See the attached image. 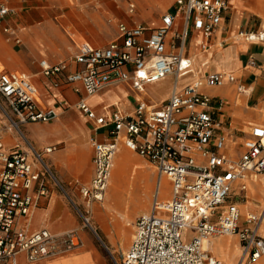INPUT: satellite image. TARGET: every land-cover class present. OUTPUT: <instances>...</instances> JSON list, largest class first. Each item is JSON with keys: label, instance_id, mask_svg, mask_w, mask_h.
I'll use <instances>...</instances> for the list:
<instances>
[{"label": "built area", "instance_id": "2783aa9c", "mask_svg": "<svg viewBox=\"0 0 264 264\" xmlns=\"http://www.w3.org/2000/svg\"><path fill=\"white\" fill-rule=\"evenodd\" d=\"M231 1L176 0L174 11L164 15L157 28L119 23L118 37L106 46L95 48L83 43L71 63H39L56 87L72 86L74 92L83 91L91 97L109 86L126 85L136 95L132 112L115 111L109 118L98 116L86 98L77 104L108 133L104 142L92 140L94 178L89 186L80 188L85 228L93 229V205L104 199L120 139L171 181V199L161 201L156 193L152 212L137 218L122 264H223L205 242L224 235L239 238L238 264H255L264 257V205L243 215L236 203L226 204L235 186L241 193L237 197L248 199L245 179L264 175V126H252L238 144L237 137L225 131L216 117L224 100L205 94L203 88L221 86L225 80L234 82L232 73H211L183 89L178 86L179 78L193 68L183 53L189 31L202 32L208 39L230 10ZM135 10V3L129 2V13ZM12 12L7 6L0 7V25ZM180 17L183 29L173 33ZM239 36L249 42H264V30L242 31ZM168 76L174 77L169 99L162 105L150 103L145 98L146 86ZM56 118L55 110L42 104L29 76L0 72V264H18L21 255L28 263H36L82 244L75 231L53 234L47 229L28 230L32 208L39 197L48 194L46 177L60 185L44 163L43 153L30 145L28 149L20 143L7 148L3 143L11 131L24 137L25 125ZM55 149L49 147L44 153ZM38 163L43 174L37 170ZM36 183L39 188L34 199Z\"/></svg>", "mask_w": 264, "mask_h": 264}, {"label": "crops", "instance_id": "0c3cea01", "mask_svg": "<svg viewBox=\"0 0 264 264\" xmlns=\"http://www.w3.org/2000/svg\"><path fill=\"white\" fill-rule=\"evenodd\" d=\"M80 2L83 6L82 10L72 11L69 16H65L67 27L59 22L69 40L60 36L58 28L53 26L49 33L34 29L24 33L21 29L6 23L5 19L0 25V33L3 34L0 35L2 43L0 59L7 68L1 63L4 67L2 71L19 72L29 76L38 90L42 104L54 109L55 112L57 109L61 110L60 119L25 125L22 128L24 137L16 131H11L3 137V143L7 148H13L17 143H20L24 149H28L30 145L35 151L43 153L44 163L60 185L58 186L51 178L46 177L48 194L39 197L36 205L32 208V213L27 220L30 232L47 229L53 234H63L78 225L73 207H77V203L84 199L80 188L89 186L94 178L95 149L92 140L95 139L98 142L108 140L106 129L98 128L96 123L77 107L78 102L82 98H86L90 108L98 116L106 118H109L115 111L130 113L137 104L136 95L126 85L109 86L91 97L85 96L83 91L74 92L72 86L56 87L54 79L43 74L40 61L46 60L53 65L63 62L71 63L79 45L88 43L95 48H100L116 39L119 35V23L128 26L140 24L150 29L157 28L162 17L174 11L176 0H141V3L134 0H80ZM129 2L136 5L133 14L128 11ZM90 21H92V29L96 33L93 37L85 35V30L91 25L88 24ZM5 28L9 31H4ZM182 29L183 19L180 17L175 23L173 33L181 32ZM106 30L108 33L105 32ZM261 30H264V0H232L230 10L224 14L221 23L214 28L211 36L206 39L202 32L189 31L183 51L184 55L193 62V68L179 78V89H183L185 86L193 84L199 77L211 73H232L235 75L234 82L225 80L221 86L204 87L203 92L215 99L224 100V107L216 117L223 123L225 131L233 133L237 137L238 144L248 135L252 126H264V42H249L239 36L242 31ZM33 35H37L35 40L32 38ZM170 40H172V36ZM11 41L16 47H7L6 43ZM41 42H44L48 47H44ZM73 66L75 67L72 65V68ZM173 86V76H168L157 83L148 84L145 88V98L150 103L162 105L169 99ZM240 86L243 87L242 91L239 90ZM161 88L167 90L161 93L159 91ZM66 106L69 108L66 109ZM49 147L56 149L51 153H44V150ZM119 149L134 152L125 145L123 139L118 142V152ZM37 170L43 174L44 169L41 163L37 164ZM162 179L168 180L169 188L165 195L161 192ZM254 179L249 178L248 180L247 178L245 182L248 185L254 184ZM62 183L69 187L71 194L65 190ZM38 188V183H36L32 193L34 199L37 198ZM59 190L63 192V195ZM156 190L154 196L158 193L161 201H169L172 193L169 178L160 176ZM239 194L241 195L238 190L234 196ZM154 196L150 210L141 215L152 212ZM246 196L252 197L250 202L258 204V201L254 200L250 194L249 188ZM237 199L239 198L237 197ZM95 203L94 210H99L102 203ZM245 204L237 203L240 209ZM144 211L143 209L142 212ZM102 214L100 218L95 215V222L99 224L98 229L103 233L102 226L108 231L109 229L102 218L108 214ZM135 214L138 213L131 212L129 214L128 222ZM79 232L85 246L80 249L81 253L77 258L89 256L90 264H92V256L95 259H100L94 253L92 236L85 229H81ZM105 236L108 238L111 235L109 233ZM225 236L212 238L218 240ZM212 238L209 240H213ZM237 242L240 246L239 238ZM260 260L255 264H258ZM18 264H49V262L28 263L25 256L21 255ZM99 264H106V262L100 260Z\"/></svg>", "mask_w": 264, "mask_h": 264}, {"label": "rangeland", "instance_id": "374dc122", "mask_svg": "<svg viewBox=\"0 0 264 264\" xmlns=\"http://www.w3.org/2000/svg\"><path fill=\"white\" fill-rule=\"evenodd\" d=\"M134 1L141 3V0H134ZM2 6H7L13 10V12L11 14H9L6 18H4L6 23H8L9 25H11L15 28L17 27V28L21 29L24 33H26V31H30L33 29L45 31V32L49 33L51 27L53 26L54 28H58V30L60 32V36L62 35L66 39H68V37L66 36L64 31L60 27L59 22L63 26L67 27V24L65 23L66 22L65 16H69L72 11H80L83 8L80 0H0V7H2ZM88 24H91V25L88 26L87 30H85V35L88 37H93V36H95L96 33L94 32L95 30L92 29L93 28L92 27L93 26L92 21L88 22ZM105 32L108 33L107 30ZM0 35H3V34L0 33ZM36 37H37V35H33L32 36L33 40H35ZM6 44H7V47H16L12 41L7 42ZM41 44L44 45V47H48L47 45H45L44 42H41ZM1 45H2V43L0 41V47H1ZM1 63L4 65L3 61L0 59V65H1ZM3 65H1V66H3ZM5 68H6V66H5ZM166 90H167L166 88H161L159 91L161 93H163ZM67 108H69V107L66 106V109ZM57 114H58L57 119H60L61 118V110L57 109ZM126 151L130 157H135L136 159L139 160L138 164L139 163L143 164L151 172L150 176L147 179H141V181H140L142 188L144 187L143 190L150 193V197H148V198L146 197V201L144 204L138 205V209H139L138 211H141V212L131 216L130 221L128 223L129 226H127V228L132 230V233H134V222H135V220L141 214L148 212L150 210V207H151V204L153 201L154 192L157 189V185L160 181V176H159V173L157 171V168L155 167V165L151 161H149L146 158L141 157L140 155H138L135 152H131L129 150H126ZM260 177H263V176H259L258 178H260ZM62 186L65 188V190L68 193L71 194L69 187L67 185L62 183ZM123 189L125 191L127 190V184H124ZM249 190H250V188H249ZM59 192L63 195V192L61 190H59ZM235 192H238V189L236 186L233 188V193H232L231 197H229V199L227 200L226 204H231V203H236V204L237 203H243V204H245L246 202L252 203V202H250L252 197L248 196L249 197L248 199H246V197L245 198L238 197L239 199H237V196H234ZM253 199L258 201V198H255L254 196H253ZM75 200L77 202V199H75ZM77 205H78L77 206L78 209H76V207H73V210H74V213L76 214L78 225H77V227H75L73 229H69L67 232L75 231L79 234L80 233L79 231L81 229H85L91 234L92 240H93V245L95 248L94 253L97 254V256L100 258V259H95V257L92 256V261H93L92 264H99L100 260L105 261L106 264H122L124 251H123V249L118 250V245L117 246L114 245L112 238L116 241L118 240V227L117 226L119 225V223H121V218H120V215L118 214V212L119 211L127 212V210L125 209L126 206L124 204L123 198L120 196V198L116 201V203H112V205H114V206H111V209L105 213L108 215H104L102 217L104 222H106V225L108 226V229H109V231H108L106 228L107 233H105L104 231H103V233L105 235H108L110 233L111 236H108L109 239L98 229L99 224L97 222H95V215H97L96 210L94 213H92V225H93V227H95L97 229L93 228L94 229L93 230L89 227H86V228L84 227V224H83V221H82V218L80 215V212L83 213L85 211L84 199H82L80 202H78ZM245 205H247V204H245ZM258 205H259V202H258ZM263 205H264V203L261 205V207ZM132 208L133 207L131 206L128 209L132 210ZM141 209L142 210L144 209L145 211L142 212ZM241 209H242V206H241ZM255 209L258 210L259 208H254V210ZM114 210H116V211H114ZM247 210L251 211V209H245V211H244V208L242 209L243 213H246ZM102 213H104V212H101V211L99 212V215H98L99 218H100V216L103 215ZM188 236H192V232H190L188 234ZM233 237L237 239L236 241H238V237H236L235 235ZM81 240H82V238H81ZM84 246H85V244L83 243V240H82V244L79 248L72 249L66 253H61V254H58V255L50 257V258L42 259L38 263L43 262V261H45V262L47 261L50 263V262H53L54 260L61 261L65 258H74L75 259L79 256V254L81 253L80 249L83 248ZM215 255L218 258H220V256H218L217 254H215ZM240 259H241V252H240V255L238 256V258L236 260V264L239 263ZM258 264H264V258L261 259Z\"/></svg>", "mask_w": 264, "mask_h": 264}, {"label": "bare ground", "instance_id": "6f19581e", "mask_svg": "<svg viewBox=\"0 0 264 264\" xmlns=\"http://www.w3.org/2000/svg\"><path fill=\"white\" fill-rule=\"evenodd\" d=\"M1 65L0 71H2V69L4 68ZM138 162V159H136L135 157H130L128 155L126 149H119L118 155L116 156L113 164L111 180L106 194L104 196L102 204L99 207V210H96L97 216L99 215L100 211L106 213L111 209V206L115 205H112V203H116L120 196L123 198L124 204L126 206L125 209L127 210V212L117 211L120 215L121 223H119V225L117 226L118 240L116 241L113 238L112 240L115 246L118 245V250L123 249L124 253L129 247L133 238L132 230L127 228V226H129V214L131 212H141L138 211V205H142L143 201L146 200V197H150V193L143 190L144 187L142 188L140 181L141 179H147L150 176L151 172L143 164H138ZM258 177L259 176L254 179V184L250 183V186L248 185V188H250V194L255 198H258L259 205L248 203L247 205L242 206V209L244 208V211L245 209L260 208L264 203V176L260 178ZM124 184H127L126 191L123 189ZM168 188V180L162 179L161 192L163 195L168 192ZM131 206L133 208L132 210H129L128 208ZM94 212L95 210L93 208V213ZM242 214L245 215L246 213H243L242 211ZM102 230L107 233L106 228L103 226ZM262 231L264 232V229ZM205 245L214 255L217 254L218 256H220L221 259H219L223 262V264H236V260L240 255V247L238 245V242L236 241V238H234L233 236L221 237L218 240L208 239L205 242ZM90 262V257L82 256L75 259L65 258L61 261L50 262L49 264H90Z\"/></svg>", "mask_w": 264, "mask_h": 264}]
</instances>
